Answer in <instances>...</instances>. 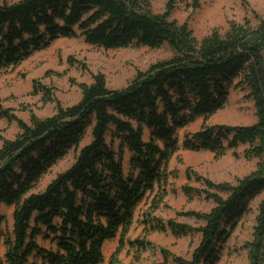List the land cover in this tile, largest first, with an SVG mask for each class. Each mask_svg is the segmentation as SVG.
<instances>
[{"label":"trees","instance_id":"1","mask_svg":"<svg viewBox=\"0 0 264 264\" xmlns=\"http://www.w3.org/2000/svg\"><path fill=\"white\" fill-rule=\"evenodd\" d=\"M201 1L192 0L190 7L200 8ZM178 2L167 0L162 14L153 12L149 0L0 3V71L19 66L60 39L83 38L107 51L167 45L173 52L139 71L122 89H109L103 75L95 76L91 85H80L77 104L64 108L58 102L56 114L32 116L30 125L0 105V120L15 121L20 130L15 139H4L0 149V212L4 206L14 208L12 231L4 238L6 264H39L31 258L40 264H102L105 243L117 237L120 249H144V243L125 237L147 193L168 182L169 162L180 149L177 132L222 110L234 86L247 92L256 122L203 126L182 144L184 150L217 157L249 145L245 156L259 159L256 170L236 185L205 181L215 191L206 193L214 208L186 214L202 224L199 245L185 264L220 262L225 244L264 192V19L258 18L255 26L248 18L231 23L226 33L214 31L198 40L187 24L172 19ZM88 131L91 140L80 148ZM72 150L77 152L74 163L38 191L43 178ZM152 230H170L176 238L193 232L160 220ZM39 238L54 249L41 247ZM245 249L248 264H264V201ZM176 264L184 262L176 259Z\"/></svg>","mask_w":264,"mask_h":264},{"label":"rangeland","instance_id":"2","mask_svg":"<svg viewBox=\"0 0 264 264\" xmlns=\"http://www.w3.org/2000/svg\"><path fill=\"white\" fill-rule=\"evenodd\" d=\"M11 3L19 0H8ZM155 14L166 10L167 0H149ZM2 0H0V3ZM192 0H179L172 19L187 24L194 36L201 40L212 32L226 33L231 23H243L247 18L255 26L258 18L264 19V0H202L200 8L190 7ZM173 52L164 45L152 50L147 47L119 50H104L88 45L83 38L60 39L50 47L32 55L17 67L0 71V105L3 109L30 125L32 116L46 119L56 114V105L70 107L82 98L81 84L91 85L94 77L103 75L109 89L125 88L139 71H147L153 64L171 58ZM237 81H235V84ZM41 89V90H40ZM42 89L44 91H42ZM247 92L229 90L227 105L210 118H198L177 132L180 149L168 165V182L160 191L155 188L139 204L134 222L125 240L139 241L145 248L129 245L120 249L119 237L105 243L102 264H176V259L188 263L200 242L197 229L202 223L186 216L188 212L209 213L214 204L208 201L210 191L205 181L215 184L236 185L239 180L253 173L258 158H248L245 152L249 145L230 150L225 156L217 157L209 152H191L183 149L187 135L195 134L203 126H249L256 122L255 108L246 98ZM52 97L54 101H48ZM20 130L15 121L0 120V149L3 140H13ZM149 131L145 140H149ZM91 140L90 131L84 136L80 148ZM77 152L72 150L42 180L38 191H43L59 174L65 172L75 161ZM130 154L125 155L124 169L129 170ZM188 190V191H185ZM215 191H210L213 193ZM165 193V194H164ZM264 201V192L250 205V213L224 246L218 264H248L245 244L252 240L253 227L258 206ZM13 207H2L0 212V264L5 263L4 238L12 231ZM160 220L190 227L193 232L176 238L170 230L161 233L152 230L153 223ZM38 244L54 249L50 241L38 239ZM120 252L116 255V251ZM175 259V260H174ZM41 263L31 258V262Z\"/></svg>","mask_w":264,"mask_h":264}]
</instances>
